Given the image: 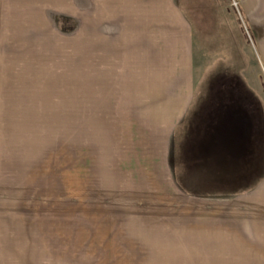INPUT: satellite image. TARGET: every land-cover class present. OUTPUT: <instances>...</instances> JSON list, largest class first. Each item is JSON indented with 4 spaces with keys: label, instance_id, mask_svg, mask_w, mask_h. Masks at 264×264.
Returning a JSON list of instances; mask_svg holds the SVG:
<instances>
[{
    "label": "rangeland",
    "instance_id": "rangeland-1",
    "mask_svg": "<svg viewBox=\"0 0 264 264\" xmlns=\"http://www.w3.org/2000/svg\"><path fill=\"white\" fill-rule=\"evenodd\" d=\"M99 1L0 0V264H264V0H157L148 79Z\"/></svg>",
    "mask_w": 264,
    "mask_h": 264
},
{
    "label": "crops",
    "instance_id": "crops-1",
    "mask_svg": "<svg viewBox=\"0 0 264 264\" xmlns=\"http://www.w3.org/2000/svg\"><path fill=\"white\" fill-rule=\"evenodd\" d=\"M158 3L161 4L160 0ZM157 0H100L97 4L96 11L98 17H100V29L107 31L106 33H100V41L106 45V40L110 44L116 46L121 45L128 51L124 52L123 57L109 59V71L114 72L109 75L111 77L122 76L117 74L119 69L130 71L124 76H133L142 78H150V46L157 44L159 47H163L165 44L162 40V33L159 30L173 28L171 22V16L178 21V15L175 12H170V6L167 13V19L160 18L158 23H155V13L161 12L160 6L158 7ZM159 4V5H160ZM159 8V9H158ZM158 9V11H156ZM173 19V18H172ZM104 21L106 24H103ZM180 21V20H179ZM166 24V25H164ZM176 30L185 29L181 22H178ZM150 31H158V39L155 40L153 33L150 35ZM89 36H93L90 35ZM154 38V41H150V38ZM105 38V39H104ZM107 38V39H106ZM169 39V37H168ZM166 38V40H168ZM158 42V43H156ZM109 44V45H110ZM169 45V43H168ZM167 45V46H168ZM127 53H131L129 56ZM134 55V56H133ZM152 57L154 54H151ZM131 57H142V62L139 60L131 59ZM141 72L140 74L138 72ZM213 184V183H212ZM216 189V188H215ZM201 235L196 236L198 240ZM192 239V236L189 237ZM202 242V240H198Z\"/></svg>",
    "mask_w": 264,
    "mask_h": 264
}]
</instances>
